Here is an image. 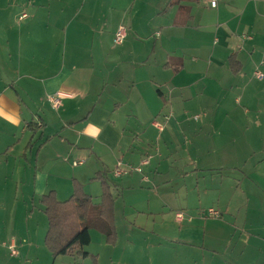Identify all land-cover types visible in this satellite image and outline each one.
<instances>
[{
    "label": "crops",
    "instance_id": "0c3cea01",
    "mask_svg": "<svg viewBox=\"0 0 264 264\" xmlns=\"http://www.w3.org/2000/svg\"><path fill=\"white\" fill-rule=\"evenodd\" d=\"M200 1L0 0V219L13 222L16 229L20 208L24 216L43 217L41 196L53 191L64 201L71 196L74 181L97 204L101 186L94 177L104 170L110 186L114 183L116 188L121 180L115 178L127 175L124 186L136 190L149 180L145 169L161 170L162 162L146 166L168 144L176 155H186L198 165L193 170L212 169L207 164L214 154L218 165L239 168L238 158H227L224 140L236 139L238 131L250 132L254 123L264 128V82L250 78L260 61L257 50L264 45V0H217L216 14L204 12ZM22 13L26 17L19 19ZM136 18L139 27L131 22L130 28L134 36L127 37L125 28L131 47L119 53L108 50L107 38L97 28ZM159 22L162 34L150 48L146 28ZM56 92L63 96L54 108L47 96ZM188 109L206 112L205 118L201 123L187 120ZM148 122L150 127L139 126ZM152 128L160 130L157 135ZM145 159L148 163L141 172L120 176L112 172L118 160L140 166ZM74 161L80 164L73 165ZM67 162L71 166H65ZM249 180L256 187L262 185V161H256ZM35 194L41 206L29 208ZM169 194L153 196L157 207H141L139 212L162 213L172 202ZM255 194L253 189L252 199L249 194L243 198L264 203V196ZM243 198L237 195L236 209L243 208L241 231L249 239L223 241L220 230H211V242L221 240L222 249L237 251L240 264H264V216L249 214ZM115 215L116 197L114 225ZM9 231L0 228V238ZM161 231V236L174 238L172 244L159 240L146 245L149 257L142 262L213 264L218 251L210 249L205 234L203 241L199 236L206 230H187L190 239L179 237L178 230ZM180 238L185 241H177ZM105 242L115 245L117 237L113 243ZM133 247L143 250L141 245ZM57 257L61 256L55 261Z\"/></svg>",
    "mask_w": 264,
    "mask_h": 264
},
{
    "label": "rangeland",
    "instance_id": "374dc122",
    "mask_svg": "<svg viewBox=\"0 0 264 264\" xmlns=\"http://www.w3.org/2000/svg\"><path fill=\"white\" fill-rule=\"evenodd\" d=\"M200 3V7L204 12L220 13L219 1H217V7L214 8L211 6L210 0H201ZM146 13L148 16L151 14L150 11H146ZM131 22L135 28L139 27L140 20L136 18L114 22L108 28H97V31L99 33L103 32L105 38H107L105 43L108 50L119 53L122 48L129 49L131 47L129 42L126 43V38L123 40V45L116 44L113 41L114 33L120 25L127 29V37L130 38L135 35L130 30ZM158 25L162 24L159 22L146 28V39L150 41V48L152 44H155V40L160 39L162 34ZM263 50L264 45L257 50L260 61ZM156 54L157 58L160 57L158 51ZM260 61L253 68L250 76L256 82H264V76L256 78L254 75L257 70L262 71L264 75V63L261 64ZM165 113L171 119V114L168 111ZM205 115L206 112L204 114L200 109H188L185 118L195 123H201ZM139 126L141 128L150 127V122L146 125L139 124ZM156 129L152 128L157 135L160 130ZM262 136H264V128H260L259 124L254 123L250 132L238 131L236 139L224 140L227 144V158L239 159L238 169H228L218 165L220 163L218 154H214L211 156L212 163L207 164L212 169L193 170L198 165L192 164L190 157H186V155H176L173 147L168 144L169 147H164L163 151L160 152V156L154 157L150 164L146 166V168H153L154 163L159 165L162 162L161 170L152 173L145 169L144 173L149 180L144 179L146 182L141 186H137L136 190L124 186L122 180L127 175L121 179L115 178L116 181L121 180V184H118L116 188L114 187L116 184H111L112 193L116 197V223L114 226H116L115 237H117V242L115 245L107 244L103 234L98 232L96 228H91L92 239L88 245L83 247V251L97 255V261L91 255L86 257L56 255L61 257H57L55 261L54 257L56 256L44 244V236L48 227L47 217L45 214L42 215L44 218L35 214L27 217L24 216V208H20L16 229L13 228V222L9 223L8 219H0V228L11 230L6 233L7 236L0 238V264H147L142 262V258L146 260L149 257V252L145 248L146 245L158 243L159 240L166 244H172L174 240L173 237L161 236L164 232L161 230H178L179 237L183 239H190L187 230H206V232L199 234L201 241H203L202 236L205 234L204 241L206 243H212L213 232L211 230H220L223 241L226 237H232V243H236L239 237L248 240L247 233L241 231L245 230L241 218L243 208L239 212L236 209L238 207L237 195L239 198H243L249 194L252 199V190L255 189L257 198L264 196V182H261L262 185L259 184L260 186L257 185V187L253 183L247 182L251 176V170L256 166V161L260 160L264 163V152L261 146ZM74 159L80 160L77 157H74ZM155 160L157 161L155 162ZM88 163L83 166L79 165L78 169L85 168ZM65 166H71L70 162H67ZM220 167H223V169H220ZM257 174L258 176L261 175V173ZM163 180L164 182H162ZM97 185L99 186V182ZM164 192H170L169 195L172 198V202L166 210L162 213H151L147 209L144 213L139 212L141 207L156 208L157 206L154 205L152 198ZM232 194L233 198H231ZM92 197L95 201L99 199L95 196ZM230 200L231 203H229ZM137 202L142 203L139 206H134ZM242 203L245 204L249 214L250 212H256L264 216V203L259 201L257 204L256 200H252L251 203L247 198H243ZM37 206H41V204L35 194L34 199L29 203V208ZM209 208L219 211L222 215L221 218L209 215ZM177 212L182 213L183 219H176ZM41 213L43 214V211ZM190 216L192 219L188 220ZM32 226L36 230H33ZM11 238L15 240V249L18 251L15 256L10 255L8 248L12 241ZM129 239H131L132 246H129ZM183 239L180 238L177 241H185ZM134 241L135 243H133ZM135 244L142 246V252H139L140 248L133 247ZM211 245L210 249L212 251L214 249L218 251L213 253V264H240L237 251H232L231 248L226 249V251L222 249L220 246L221 240L217 244L212 243ZM180 255H183V253H180ZM178 263L182 264L181 261Z\"/></svg>",
    "mask_w": 264,
    "mask_h": 264
},
{
    "label": "trees",
    "instance_id": "16d2710c",
    "mask_svg": "<svg viewBox=\"0 0 264 264\" xmlns=\"http://www.w3.org/2000/svg\"><path fill=\"white\" fill-rule=\"evenodd\" d=\"M94 179L98 180L101 186V198L97 204L84 192L77 181H74L71 196L64 201L57 200L53 191L41 196L40 203L48 220L44 244L54 256H88V252L83 251V247L90 243L91 228L103 233L108 243L114 242L115 196L111 192L108 171L97 172ZM91 257L96 258L95 255Z\"/></svg>",
    "mask_w": 264,
    "mask_h": 264
},
{
    "label": "built area",
    "instance_id": "2783aa9c",
    "mask_svg": "<svg viewBox=\"0 0 264 264\" xmlns=\"http://www.w3.org/2000/svg\"><path fill=\"white\" fill-rule=\"evenodd\" d=\"M210 4L212 7H215L216 4H217V0H210ZM26 17V13H22L20 16H19V19H22V18H25ZM126 36V29L125 27L123 26H119L117 28V30L115 31L114 33V43L116 44H121L124 40ZM261 64L264 63V50L262 52V59L260 61ZM255 77L256 78H262L264 75H263V72L260 71V70H257L255 71L254 73ZM63 96V93L61 92H56L55 94H50L47 96V100L51 103L52 107L54 108H57L60 104H61V98ZM154 126L158 127L159 129H162V126L160 123H158L157 121H154L153 122ZM148 163V160L145 159L141 162V165L140 166H134V165H131V164H126L124 163L123 161L121 160H118L116 162V165L115 167L113 168V174L115 176H120V175H123V174H127L128 172H131V171H138V172H141L142 171V165L144 164H147ZM73 165H77V164H80V162H76L74 161L72 163ZM145 178V177H144ZM208 213L209 215L211 216H214L216 218L220 217V212L217 211V210H214L213 208H209L208 209ZM176 218L178 220H181L183 218V215L182 213L180 212H177L176 213ZM9 250H10V254L11 255H16L17 254V250L15 249V245L14 244H10L8 246Z\"/></svg>",
    "mask_w": 264,
    "mask_h": 264
}]
</instances>
